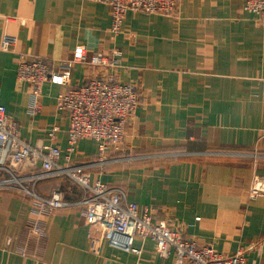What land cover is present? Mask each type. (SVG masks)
Segmentation results:
<instances>
[{
  "label": "crops",
  "instance_id": "0c3cea01",
  "mask_svg": "<svg viewBox=\"0 0 264 264\" xmlns=\"http://www.w3.org/2000/svg\"><path fill=\"white\" fill-rule=\"evenodd\" d=\"M110 8L88 0H0V105L33 145L68 146L69 117L57 107L67 86L115 75L136 83L140 100L127 122L121 150L134 156L107 165L93 180L118 185L128 200L154 209L153 219L224 255L246 249L245 264H264V195L251 199L264 175V23L242 0H182L177 16L129 11L113 33ZM5 35L16 38L2 51ZM85 46L81 61L74 51ZM96 53L117 67L91 63ZM45 59L66 86L47 82L32 111L26 84L17 81L21 59ZM71 64V67L67 66ZM73 163L97 159V143L83 139ZM0 148V163L5 161ZM123 151V152H121ZM120 152V153H119ZM35 192L57 191L77 201L83 189L67 177L39 181ZM41 224L43 232L33 227ZM93 229L80 207L39 212L36 199L0 189V264H171L152 239H136L140 253L119 242L91 250Z\"/></svg>",
  "mask_w": 264,
  "mask_h": 264
},
{
  "label": "built area",
  "instance_id": "2783aa9c",
  "mask_svg": "<svg viewBox=\"0 0 264 264\" xmlns=\"http://www.w3.org/2000/svg\"><path fill=\"white\" fill-rule=\"evenodd\" d=\"M108 5L112 18L111 30L117 34L123 31L128 11L160 14L169 17L178 15L182 0H88ZM242 8L264 23V0H242ZM16 38L5 35L1 50L11 51ZM85 46L79 45L74 51V61H81ZM91 63L99 67H117V59L96 53ZM71 67V64L66 67ZM17 81L28 85L32 96V111L39 107V98L45 83L66 86L67 74L54 72L43 58L21 59L17 64ZM136 83L117 80L115 75L93 77L86 83L68 87L57 97V107L69 117L68 146L61 149L57 144L33 145L23 139L15 119L8 115L6 107L0 105V148L5 147V161L0 163V189H15L36 199L39 212L55 209L80 207L86 221L93 228L91 250L99 253L101 241H110L130 252L140 253L134 247L136 239H152L158 254L163 258L173 257L171 264H245L246 249L224 255L211 244H199L187 238L178 230L153 219L154 209L145 207L140 212L135 202L128 200L127 191L118 185H108L93 180L89 171L99 163H73L77 145L83 139L97 143V156L101 163L104 153L110 147L119 150L125 141V125L134 115L139 104ZM107 154V153H106ZM102 165V164H101ZM65 176L80 185L82 197L67 201L62 193L53 192L40 196L35 192L39 181L51 177ZM264 194V175L256 174L249 188V197L255 199ZM35 234H41L43 227H33Z\"/></svg>",
  "mask_w": 264,
  "mask_h": 264
},
{
  "label": "rangeland",
  "instance_id": "374dc122",
  "mask_svg": "<svg viewBox=\"0 0 264 264\" xmlns=\"http://www.w3.org/2000/svg\"><path fill=\"white\" fill-rule=\"evenodd\" d=\"M129 12V11H128ZM127 12V13H128ZM127 13H126V15H127ZM140 13H144V12H140ZM147 14H150V13H147ZM109 56V55H108ZM137 85V84H136ZM138 86V85H137ZM138 93H139V87H138ZM139 96H140V93H139ZM139 100H140V98H139ZM139 105V104H138ZM131 119V118H130ZM127 124V123H126ZM125 127H126V125H125ZM125 138H126V131H125ZM124 143H125V141L122 143V145L120 146V149L119 150H121V148L124 146ZM109 150H111V151H116V153L118 154V151L117 150H115L114 149V147H110L109 149H107V151L104 153V155H103V157H105V159H103L105 162H106V164L105 163H101V158L100 157H98L97 156V159L96 160H93V161H90V162H86L85 164H87V163H99L98 165H96V166H94L93 168H98L99 169V172L100 173H102L103 172V170H104V168L107 166V165H109V164H112V163H116V162H120V161H125V160H131V159H133V157L134 156H130V155H128V156H117V157H114V158H106L107 156V154L106 153H108V151ZM121 152H123V151H121ZM120 153V152H119ZM259 157H264V155H258ZM102 164V165H101ZM93 168H91L89 171L91 172V170L93 169ZM62 177H65V176H62ZM253 183V182H252ZM252 185V184H251ZM124 188V187H123ZM264 195V194H263ZM256 199V198H255ZM92 228V227H91ZM93 229V228H92Z\"/></svg>",
  "mask_w": 264,
  "mask_h": 264
}]
</instances>
